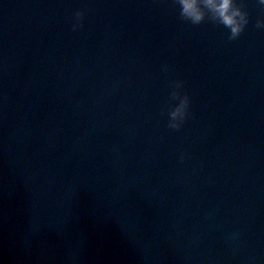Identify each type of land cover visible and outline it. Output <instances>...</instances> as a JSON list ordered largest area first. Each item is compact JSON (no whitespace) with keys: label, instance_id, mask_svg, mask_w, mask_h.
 <instances>
[{"label":"water","instance_id":"water-1","mask_svg":"<svg viewBox=\"0 0 264 264\" xmlns=\"http://www.w3.org/2000/svg\"><path fill=\"white\" fill-rule=\"evenodd\" d=\"M237 3L230 41L175 0H0V264H264V5Z\"/></svg>","mask_w":264,"mask_h":264},{"label":"clouds","instance_id":"clouds-1","mask_svg":"<svg viewBox=\"0 0 264 264\" xmlns=\"http://www.w3.org/2000/svg\"><path fill=\"white\" fill-rule=\"evenodd\" d=\"M180 6V18L189 21L193 25H200L207 18L217 25H222L230 30L228 39L236 40L249 23L248 13L244 11V5L237 3V0H175ZM264 5V0H259ZM84 13L77 11V21H82ZM80 26L74 24L73 29ZM257 28L264 29V20H257ZM166 70V66H165ZM183 81H174L173 90L170 93V100H178L179 103L169 109L168 127L179 130L189 114L190 98L187 94L181 95ZM184 156L181 155V160Z\"/></svg>","mask_w":264,"mask_h":264}]
</instances>
